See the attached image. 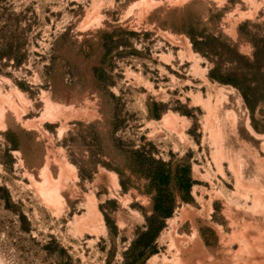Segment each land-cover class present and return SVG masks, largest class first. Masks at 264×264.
Wrapping results in <instances>:
<instances>
[{"label":"rangeland","instance_id":"rangeland-1","mask_svg":"<svg viewBox=\"0 0 264 264\" xmlns=\"http://www.w3.org/2000/svg\"><path fill=\"white\" fill-rule=\"evenodd\" d=\"M0 264H264V0H0Z\"/></svg>","mask_w":264,"mask_h":264},{"label":"trees","instance_id":"trees-1","mask_svg":"<svg viewBox=\"0 0 264 264\" xmlns=\"http://www.w3.org/2000/svg\"><path fill=\"white\" fill-rule=\"evenodd\" d=\"M218 79H220V78H218ZM220 80H223V79H220ZM168 178H169V175H168L167 171L161 167H158V170L151 171V179H155L158 182L160 180L165 181ZM153 183H155V181H153ZM151 185H153V184H151ZM153 200H154V198H153ZM173 208H174L173 200H171L169 202V206H168V208L166 207V209L163 208L162 206H157V209H156V205H155V207H153V211L160 218V219L158 218V226L156 227V231H159L161 229V227L165 221L166 216H168L171 213V210H173Z\"/></svg>","mask_w":264,"mask_h":264}]
</instances>
